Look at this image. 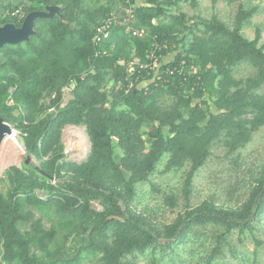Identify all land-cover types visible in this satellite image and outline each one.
Instances as JSON below:
<instances>
[{
  "label": "trees",
  "instance_id": "trees-1",
  "mask_svg": "<svg viewBox=\"0 0 264 264\" xmlns=\"http://www.w3.org/2000/svg\"><path fill=\"white\" fill-rule=\"evenodd\" d=\"M123 1L20 0L7 9L20 8L19 19L0 15V27L19 28L31 12L60 8V17L34 21L27 42L0 49V118L18 132L25 156L37 162L8 167L0 178L6 184L0 191V264H129L127 257L154 253L160 241L162 250H174L198 239L206 227L214 231L208 264L226 249L233 255V233L240 243L249 237L256 248L260 244L264 164L236 207L214 199L190 206L194 179L214 146L237 160L264 128L262 28L253 39L243 33L257 9L239 5L229 26L216 16H188L182 0H143L131 27L146 34L135 38L114 26L96 48L95 27L121 14ZM189 2L197 8V0ZM152 51L160 80L147 92L125 93L127 65L149 64ZM244 64L253 73L238 78ZM143 73L137 85L149 80ZM69 85L64 102L62 90ZM68 126L84 128L88 137L89 153L79 164L66 161L61 133ZM161 162L163 174L185 170L184 210L162 228L131 207L139 185L150 183ZM164 204L174 209L175 197L166 195Z\"/></svg>",
  "mask_w": 264,
  "mask_h": 264
},
{
  "label": "rangeland",
  "instance_id": "rangeland-1",
  "mask_svg": "<svg viewBox=\"0 0 264 264\" xmlns=\"http://www.w3.org/2000/svg\"><path fill=\"white\" fill-rule=\"evenodd\" d=\"M141 0H137L140 2ZM143 1V0H142ZM198 6L193 9L189 0H182L181 10L188 16L198 15L202 18L216 16L229 26H232L234 15L239 5L246 9L255 8L257 13L251 21L246 24L243 33L246 38L253 39L257 26L262 28L261 42L264 43V0H197ZM171 57L163 61L168 62ZM253 73L252 69L244 64L238 67L236 76L246 78ZM264 94V87L259 91ZM68 96L65 95L66 102ZM12 129V128H11ZM13 135L5 137L0 145V178L2 173L11 166L20 167L23 163L25 151L18 139V132L13 130ZM61 142L64 145V154L67 162L79 164L83 162L89 153V141L82 127H65L61 133ZM240 158L224 157V150L214 146L212 154L206 164L198 171L194 182L190 206H196L204 200L214 199L217 204L225 207H236L244 197L248 184L259 167L264 164V128L253 135L252 142L240 151ZM165 159V156L162 157ZM31 165H37L32 159ZM164 162H161L156 171L150 177V183L139 185L138 195L131 207L134 212L143 214L150 218L152 223L162 228L170 224L182 213L185 203L181 195V185L185 170L163 174ZM151 184L156 188L153 190ZM6 190V184L0 182V191ZM40 197L42 194L38 193ZM173 195L176 200V207L170 209L164 204V197ZM96 210H100L97 204H93ZM47 228L49 224L43 221ZM200 238L186 244H179L171 250L166 247L162 250L164 241L159 242V248L153 253L145 252L144 255L127 257L129 264H208L210 237L213 229L206 227L200 229ZM256 237L260 244L256 248L251 238L247 237L241 243L238 234L230 236L233 255L226 249L223 256L209 264H264V219L257 227ZM193 254L190 255V251ZM83 264H98L95 260H85Z\"/></svg>",
  "mask_w": 264,
  "mask_h": 264
},
{
  "label": "built area",
  "instance_id": "built-area-1",
  "mask_svg": "<svg viewBox=\"0 0 264 264\" xmlns=\"http://www.w3.org/2000/svg\"><path fill=\"white\" fill-rule=\"evenodd\" d=\"M137 0H124L121 7V14L115 15L111 14L110 16L104 18L100 21V23L95 27V35H94V45L96 48L100 47L109 37L112 32V29L114 26H122L126 28V32H129L132 37H143L146 33L144 30H136L131 27V24L134 20V9L136 7ZM21 9L18 8L14 10L13 12L9 13L6 12L3 15H10L12 17L20 18ZM166 45H164V48ZM157 49V48H156ZM104 53L103 51L97 50V54ZM148 59L150 60L149 64H143L139 62H130L127 65V74L124 80V91L125 93L131 91V90H141L143 89L145 92L148 91V86L150 84H153L155 80H160L161 74L159 71L160 63L158 62V59L155 57V53L153 51L148 54ZM145 71L146 76L149 77L148 81H144L137 85L139 83V75H143ZM178 71L176 68H174L171 71H167L170 75L173 74V72ZM153 74V76L150 78V76ZM138 75V77H137ZM138 86V87H137ZM136 88V89H135ZM72 86H66L63 88V97L65 98V95L68 96V94L71 92ZM65 100V99H64Z\"/></svg>",
  "mask_w": 264,
  "mask_h": 264
},
{
  "label": "water",
  "instance_id": "water-1",
  "mask_svg": "<svg viewBox=\"0 0 264 264\" xmlns=\"http://www.w3.org/2000/svg\"><path fill=\"white\" fill-rule=\"evenodd\" d=\"M60 8L57 6H46L43 11H34L29 13L22 21L19 28H16L13 24H5L0 27V49L5 45H18L23 42H27L31 36L35 34L34 21L36 19H51L54 16L60 17ZM79 79L76 80L78 83ZM11 127L4 123L0 118V145L5 137L13 135ZM31 157L24 156L23 164L31 165ZM34 171L41 176H46L38 166L34 167Z\"/></svg>",
  "mask_w": 264,
  "mask_h": 264
},
{
  "label": "crops",
  "instance_id": "crops-1",
  "mask_svg": "<svg viewBox=\"0 0 264 264\" xmlns=\"http://www.w3.org/2000/svg\"><path fill=\"white\" fill-rule=\"evenodd\" d=\"M19 1L20 0H0V15L5 14L9 6L17 5Z\"/></svg>",
  "mask_w": 264,
  "mask_h": 264
}]
</instances>
